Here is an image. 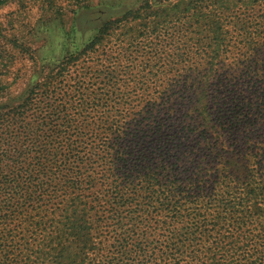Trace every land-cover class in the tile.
I'll use <instances>...</instances> for the list:
<instances>
[{
    "label": "trees",
    "instance_id": "obj_1",
    "mask_svg": "<svg viewBox=\"0 0 264 264\" xmlns=\"http://www.w3.org/2000/svg\"><path fill=\"white\" fill-rule=\"evenodd\" d=\"M245 1L243 18L239 12L233 17L241 31L231 19H210L204 23L211 33L207 44L200 31L187 36L186 51L174 45L178 57H196L204 70L190 68L168 98L145 102L138 116H130L126 106L107 117L102 131L90 134L91 152H74L71 145L61 156L55 148L35 149L39 162L58 159V169L44 168L50 176L42 179L29 165L19 171L28 182H13L12 172V182L4 180L0 226L17 218L21 226L39 228L23 208L32 198L54 195L66 206L46 212L57 228L48 236L54 239L50 243L59 241L54 243L62 253L65 243L80 248L79 261L66 258L70 264H87L88 248L116 252L113 264H264V17L246 13L248 7L262 9L264 0ZM211 10L208 6L207 16ZM198 12L197 19L203 14ZM110 24L105 20L99 31ZM190 109H202V115L190 116ZM181 110L185 116L175 119L180 121L174 128L168 113ZM86 190H93L92 198ZM46 207L32 210L41 215ZM56 210H61L58 221ZM92 228L117 244H94ZM10 234L2 231L0 239ZM52 264L67 263L55 258Z\"/></svg>",
    "mask_w": 264,
    "mask_h": 264
},
{
    "label": "rangeland",
    "instance_id": "obj_2",
    "mask_svg": "<svg viewBox=\"0 0 264 264\" xmlns=\"http://www.w3.org/2000/svg\"><path fill=\"white\" fill-rule=\"evenodd\" d=\"M212 1L0 0V205L5 204L4 187L8 186L4 180L10 179L12 172L17 174L13 182H28L19 171L29 165L42 179L50 176L44 168H57L58 159L39 162L35 149L55 148L61 156L71 150V145L74 152L77 148L91 152L90 145L95 143L90 144V134L102 131L107 117L119 115L126 106L130 116H138L145 102L168 98L176 81L190 68L204 70L196 57L190 61L185 55L178 57L176 46L180 52L186 51L187 36L200 31L207 44L205 36L211 33L204 31V23L210 19H231L234 30L241 31L242 23L233 17L239 12L243 18L240 7L247 8L245 0H232L237 7L230 0ZM208 6L212 8L210 16L205 11ZM95 9H105L106 14L99 16L92 12ZM247 10L256 20L264 17V6ZM198 11L203 14L197 19L193 13ZM192 16L195 18L190 23ZM105 20L111 24L100 32L98 27ZM152 20L161 26L149 22ZM93 101L107 104L95 110ZM183 113H168L174 128L180 121L175 119L183 118ZM188 113L202 115V109H190ZM93 194V190L85 192L87 198ZM48 197L32 198L23 208L39 228L21 226L17 218L12 224H1L0 235L2 231L11 234L8 239H0V264H52L55 258L70 264L67 257L80 260L75 257L80 248L74 243H65L64 253L62 247L55 246L58 240L50 243L54 239L48 233L57 228L47 222L51 220L46 219V212L66 204L62 197ZM38 204L47 206L41 215L32 210ZM60 212L56 210L59 218L55 221L60 220ZM92 229L94 244H117L110 234H106L107 239ZM41 231L47 234L41 236ZM38 245L41 247L36 252ZM87 254V264L116 261V252L108 249L88 248Z\"/></svg>",
    "mask_w": 264,
    "mask_h": 264
}]
</instances>
